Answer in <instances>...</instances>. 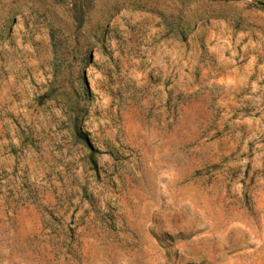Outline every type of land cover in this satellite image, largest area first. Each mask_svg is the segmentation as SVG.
Segmentation results:
<instances>
[{
  "label": "clouds",
  "instance_id": "obj_1",
  "mask_svg": "<svg viewBox=\"0 0 264 264\" xmlns=\"http://www.w3.org/2000/svg\"><path fill=\"white\" fill-rule=\"evenodd\" d=\"M0 264H264V0H0Z\"/></svg>",
  "mask_w": 264,
  "mask_h": 264
}]
</instances>
